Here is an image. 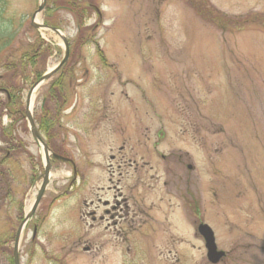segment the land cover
Instances as JSON below:
<instances>
[{"label": "rangeland", "instance_id": "rangeland-1", "mask_svg": "<svg viewBox=\"0 0 264 264\" xmlns=\"http://www.w3.org/2000/svg\"><path fill=\"white\" fill-rule=\"evenodd\" d=\"M85 1L101 14L84 21L97 45L58 10L68 62L32 105L33 114L46 110L47 131L36 124L43 141L76 173L69 162H51L47 189L20 236V264H211L200 222L225 252L216 264H264V0ZM199 1L227 18L259 20L214 24L194 9ZM38 3L0 0V264H12L14 235L44 165L23 111L9 113L15 106L6 107L1 89L15 71L24 110L33 66L7 73L4 65L24 58L37 37L46 43L36 46L44 71L64 55L57 34L31 26ZM60 83L64 101L44 105L45 92ZM119 190L154 213L159 232L148 261L137 247L127 254L113 234L84 251L86 203L110 201Z\"/></svg>", "mask_w": 264, "mask_h": 264}, {"label": "trees", "instance_id": "trees-1", "mask_svg": "<svg viewBox=\"0 0 264 264\" xmlns=\"http://www.w3.org/2000/svg\"><path fill=\"white\" fill-rule=\"evenodd\" d=\"M203 1V0H201ZM197 2V4H195L193 7L196 10V12H198L202 17H204L205 19H208L210 21H212L214 24H220L221 26H224L223 24H227V25H239V23H241V26L239 27H243L245 25H250L255 23L256 21H258V17H252V16H247L245 18H227L225 17L224 14L220 15L219 12H215L213 11L212 8H209L208 5H206L204 2ZM94 3H91L90 1H85V0H46V9L48 12L52 13L51 17L46 16L45 17V23L50 25V26H54V27H58L57 23L55 22V18L54 15L56 13L57 10L59 9H65L66 11H68L74 18H75V23L76 26L79 30H82V28L84 29V31L86 32L87 36H90L91 38V42L95 43V45H97V42L95 40L94 37V26L90 25V26H85L84 21L85 19H88L91 15V13H93L94 11H96V7L93 6ZM39 43V44H38ZM36 44V45H35ZM44 44H46L45 42H43V40L39 37H37L36 42L31 46V50L29 52H27V54H25L23 57L24 58H20L19 60H10L11 62H7L5 63V69L7 71V73L11 70H14L15 67L17 68H23V66L29 65V68H31V66H33L31 68L30 72V78L32 80V82H34L37 78H39L41 76V74L44 71V55H40L38 54L39 49H36V46L40 45V47H42ZM35 48H34V47ZM47 49H49V45H46ZM33 48V49H32ZM101 51L99 50V53ZM102 56V54H101ZM42 57L43 60L40 58ZM103 62L105 61V59L102 57ZM42 62V64H40V62ZM43 65V66H42ZM8 79L3 78V84L1 85V89H5L9 95V99H6V107H9L10 105H14L15 107H13L9 113L11 114H19V112L23 111L22 107H21V101H20V93L24 88V83H20V84H15L14 81L11 82V80L16 76L15 71H13V75L11 74H6ZM6 78V76H5ZM24 76L21 77V79H23ZM10 79V80H9ZM26 80V79H25ZM25 80H23V82H26ZM62 84L60 83L58 87H50L44 95V105H46L47 101L49 100H61V102L64 101L63 96L60 95V90L62 89ZM57 91H58V95H57ZM53 93V94H52ZM46 112V110H41V112H35V114H33L34 116V120L36 124L41 125V128L44 127V130L47 131L48 129V125L44 124V113ZM46 122V121H45ZM43 130V128H42ZM6 142V140H5Z\"/></svg>", "mask_w": 264, "mask_h": 264}, {"label": "flooded vegetation", "instance_id": "flooded-vegetation-1", "mask_svg": "<svg viewBox=\"0 0 264 264\" xmlns=\"http://www.w3.org/2000/svg\"><path fill=\"white\" fill-rule=\"evenodd\" d=\"M131 165L129 163V167ZM120 167L121 165L118 164V168ZM96 200L97 203H93V200L86 203L87 206L92 208L86 212L91 220L90 224L87 225L91 235H89L88 245L85 246V252H92L94 249L99 248V246H96L97 242H94L93 239L105 237L108 240L109 234H113L116 240L119 238L124 244L127 254L137 247V253L141 254V259L148 261L153 254L156 234L159 232L156 230L154 213L150 214V207L145 210V207L139 204L135 198L131 199L135 202L130 201L129 197L127 198L120 190L113 195L110 201H101L100 198ZM96 228H99L100 233H97ZM90 241H93V243Z\"/></svg>", "mask_w": 264, "mask_h": 264}, {"label": "water", "instance_id": "water-1", "mask_svg": "<svg viewBox=\"0 0 264 264\" xmlns=\"http://www.w3.org/2000/svg\"><path fill=\"white\" fill-rule=\"evenodd\" d=\"M45 6V0H40L39 5L37 10L34 12L31 20V25L36 28V29H45V30H50L54 33H56L62 40L63 43V48H64V56L62 60L56 64L55 66L47 69V71L42 74L28 89L25 97V108H24V117L27 120L28 127L31 133L32 138L34 139L35 142L39 146H41L44 154V159H45V165H44V172L41 175V184L38 188L37 194L35 196V199L31 205V207L28 209V211L24 214V217L20 224L18 225L15 238H14V244H13V263L14 264H19V257H18V244H19V238L21 235L22 230L26 226L27 222L32 218V216L35 213V210L44 194V191L47 187V184L49 182V175H50V158L53 159H58L62 161H68L67 158L62 157L58 154H55L49 150V147L43 142L41 136L39 135L34 120L32 116V100H33V94L34 92L38 89L40 85H42L45 81H47L63 64H65L68 60V55H69V45L68 41L57 28L55 27H50L41 23H38L36 21V16L39 12L43 10ZM199 234L203 237L204 243H205V248L207 250V259L209 262L212 264L218 263L221 258L225 255V252L222 250H218L217 246L215 244V238H214V233L212 229L204 223H201L198 225L197 228Z\"/></svg>", "mask_w": 264, "mask_h": 264}]
</instances>
